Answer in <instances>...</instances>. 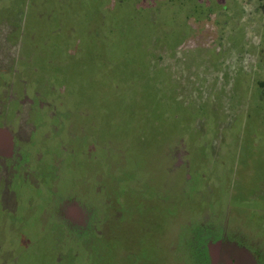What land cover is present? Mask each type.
<instances>
[{
    "label": "rangeland",
    "instance_id": "obj_1",
    "mask_svg": "<svg viewBox=\"0 0 264 264\" xmlns=\"http://www.w3.org/2000/svg\"><path fill=\"white\" fill-rule=\"evenodd\" d=\"M73 1L0 0V125L91 222L30 233L2 181L0 264H199L215 229L264 264V0Z\"/></svg>",
    "mask_w": 264,
    "mask_h": 264
},
{
    "label": "flooded vegetation",
    "instance_id": "obj_2",
    "mask_svg": "<svg viewBox=\"0 0 264 264\" xmlns=\"http://www.w3.org/2000/svg\"><path fill=\"white\" fill-rule=\"evenodd\" d=\"M85 1L86 2H82V4L86 6L88 4L87 1L89 0ZM77 2L79 3V0L76 2L73 1V3ZM86 7L91 8V3ZM25 66H27L28 68V65ZM32 67L37 69L36 63H33ZM20 69L21 73H29L31 77L37 78L35 69L29 70L28 68V70H26L24 67H20ZM4 83H6L8 86L11 85V83L8 82ZM20 83L23 84L25 83V81L23 79H18L17 85ZM19 129L20 131L17 132V135L15 136L16 139L14 137H11V140H9V149H0V182L3 181L8 185L10 181L15 176H17L19 184L18 189L20 188L19 191H21V193H19L18 195L16 193H13L12 191L10 193V190L6 191V193H10L12 195L11 198L8 199V213L12 214V219L17 216V210L19 209L18 211L21 214L23 213V215L25 216L22 227L30 229V233L34 234L38 233V231L40 230V225L44 226V223L48 224L50 222V216H54L55 222L57 224L61 223V221H64L69 225L70 223H73L75 226L79 225L82 227L85 225V227H87L89 225V222L91 221L89 217L87 218V215H83L82 210L75 203H71L68 200H62V202L60 201L62 199V196L58 195L59 191H64L67 194H72V192L74 191L73 188L70 187L69 182H63L59 184L55 180H53L48 189L50 191L39 190L40 176L34 171V169L38 167L37 165H35V163L38 162V158L28 157L29 153H25V155L23 156L21 155L22 147H25V144H27V138L24 130H21V127ZM0 130L6 131L7 134L10 133L5 125H0ZM1 140L2 135L0 134V143ZM14 147L17 148V152H15ZM84 194H86L87 197L86 201L89 200L90 197L88 196V193L85 192ZM56 206H58L57 210H55ZM49 209L53 214L49 213ZM91 212H89L90 215L93 214V210ZM2 218H7L6 214L1 215L0 213V222ZM42 219L44 221L40 222ZM5 224L7 225L6 227H13L14 225L17 226V224L14 223L10 224V222L7 220L5 221ZM92 225L93 223H91V226ZM231 230L235 234H241V232H237L233 229ZM214 232L218 233V236H220V238L211 240L210 237H213L214 235L209 236V233H204L203 237H201V246L202 244H205V240L208 241L206 242L204 249L200 247L199 264H227V260H230V262L233 264L256 263V255L251 251L252 248H247L241 245L240 242L227 238L228 236L226 230L215 229ZM19 236L22 238L21 242H23V235L20 234ZM257 246L260 245L257 244ZM205 255L207 258H205Z\"/></svg>",
    "mask_w": 264,
    "mask_h": 264
},
{
    "label": "water",
    "instance_id": "obj_3",
    "mask_svg": "<svg viewBox=\"0 0 264 264\" xmlns=\"http://www.w3.org/2000/svg\"><path fill=\"white\" fill-rule=\"evenodd\" d=\"M0 134L2 135V140H1V143H0V149H9V145H10V141H9V136L8 134L6 133V131L4 130H0ZM227 257V256H226ZM215 259V258H214ZM218 260V259H217ZM215 261V260H213ZM219 262V261H218ZM227 264H233L230 262V260H227L226 261ZM251 263V262H250ZM221 264V263H220ZM237 264V263H235ZM253 264V263H252Z\"/></svg>",
    "mask_w": 264,
    "mask_h": 264
}]
</instances>
